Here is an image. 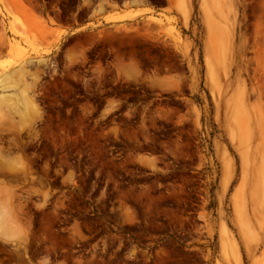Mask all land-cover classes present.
<instances>
[{"label": "rangeland", "instance_id": "obj_1", "mask_svg": "<svg viewBox=\"0 0 264 264\" xmlns=\"http://www.w3.org/2000/svg\"><path fill=\"white\" fill-rule=\"evenodd\" d=\"M0 264H264V0H0Z\"/></svg>", "mask_w": 264, "mask_h": 264}, {"label": "bare ground", "instance_id": "obj_2", "mask_svg": "<svg viewBox=\"0 0 264 264\" xmlns=\"http://www.w3.org/2000/svg\"><path fill=\"white\" fill-rule=\"evenodd\" d=\"M218 31H216V33H217ZM211 33V32H210ZM209 33V34H210ZM211 35V34H210ZM213 35V34H212ZM217 35V34H216ZM210 37V36H209ZM258 206V205H257ZM257 208V207H256ZM257 209H259V208H257ZM254 212H255V210H253ZM256 212H257V210H256ZM227 240V239H226ZM228 241V240H227Z\"/></svg>", "mask_w": 264, "mask_h": 264}, {"label": "crops", "instance_id": "obj_3", "mask_svg": "<svg viewBox=\"0 0 264 264\" xmlns=\"http://www.w3.org/2000/svg\"><path fill=\"white\" fill-rule=\"evenodd\" d=\"M70 29H72V30H76V28L75 27H73V28H70ZM71 31V30H70Z\"/></svg>", "mask_w": 264, "mask_h": 264}]
</instances>
